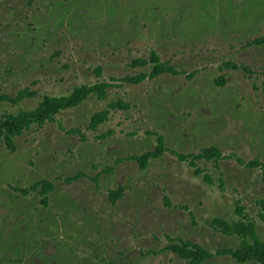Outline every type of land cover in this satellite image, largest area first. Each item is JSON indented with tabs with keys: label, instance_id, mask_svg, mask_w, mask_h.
Wrapping results in <instances>:
<instances>
[{
	"label": "rangeland",
	"instance_id": "rangeland-1",
	"mask_svg": "<svg viewBox=\"0 0 264 264\" xmlns=\"http://www.w3.org/2000/svg\"><path fill=\"white\" fill-rule=\"evenodd\" d=\"M27 3L0 0V94L17 97L30 88L62 97L98 80L150 73L152 64L133 61L152 50L191 75L110 88V101L123 99L131 108L112 110L98 131L91 118L107 101L92 96L44 126L34 124L17 138L15 153L0 143V264H189L166 247L180 239L212 252L239 247V236L210 224L217 217L240 220L239 199L264 241L262 167L233 157L248 163L260 156L264 163V43H254L264 38V0ZM229 61L251 72L223 68ZM221 76L226 82L217 85ZM42 99L1 102L0 121ZM108 131L115 134L100 139ZM157 133L168 136L170 149L146 174L135 161H121L154 150ZM212 145L225 157L192 165L170 151L197 155ZM114 165L116 171H104ZM31 176L54 178V191L47 197L15 191ZM119 185L128 192L116 208L109 190ZM203 264L258 263L217 255Z\"/></svg>",
	"mask_w": 264,
	"mask_h": 264
},
{
	"label": "trees",
	"instance_id": "trees-1",
	"mask_svg": "<svg viewBox=\"0 0 264 264\" xmlns=\"http://www.w3.org/2000/svg\"><path fill=\"white\" fill-rule=\"evenodd\" d=\"M254 43L262 44L264 43V38L256 39ZM153 64V68L150 73H142L134 76H127L122 79L120 84L123 83H135L139 84L148 78H155L162 74H173L182 75L183 72L179 71L175 66L171 65L169 62H163L161 57L157 52L153 51L149 59H138L134 61L135 66H146L147 64ZM224 67L229 69H242L246 72H251L250 68L246 67L244 64L236 62H226ZM102 69H98V74L101 75ZM191 75V74H189ZM193 77V75H192ZM226 79L221 76L220 80L217 82L219 85H224ZM116 82H106L98 81L93 85H84L75 88V90L68 96L62 97H51L45 96L40 102L38 107L32 111H21L18 115L9 114L6 115L0 121V141L4 140L10 149H15V138L16 136L22 134L25 129H28L32 124L43 125L48 120L52 121L56 114L63 110L75 108L82 104L90 95L95 94L101 100L107 98L108 89L115 85ZM122 85V84H121ZM120 85V86H121ZM27 94L36 95L35 92H29V90H23L17 97H12L6 94L0 95L1 101H11L17 103L24 99ZM129 108V104L121 100L118 103L110 104V108ZM109 118V109H105L96 113L91 122V127L96 129L99 125L106 122ZM163 137L159 138L160 144L157 146L155 152H147L141 158V163L145 165L147 159L150 157L158 156L159 152L165 150L163 146ZM181 159H192L191 163L194 165V161L197 159H220L223 154L222 151L215 146L205 148L199 154H181L179 155ZM237 157V161L243 165H249L251 167L260 166L262 162L259 159L252 160L250 163H245L241 157ZM263 166V165H262ZM197 173H200L198 171ZM77 175L75 178L79 177ZM263 178H264V166H263ZM53 189V184L46 181L44 184V194L49 193ZM124 189L119 188L110 192V200L115 203L123 195ZM47 197V195H45ZM169 203V202H168ZM264 206V202L262 203ZM245 206L239 200L236 203L235 212L241 217L240 220L230 222L224 218H215L210 222L212 227L219 229L222 233L227 236L237 235L241 238V243L238 248H225L216 253H212L206 250L202 245L191 242L183 241L181 245H172L169 247L173 252L179 254L183 259L189 261L190 264H203L206 260L214 257L215 255H230L236 259L239 263H246L250 261H255L258 264H264V241L261 240L258 234V225L255 221L249 220L247 214L245 213Z\"/></svg>",
	"mask_w": 264,
	"mask_h": 264
},
{
	"label": "flooded vegetation",
	"instance_id": "flooded-vegetation-1",
	"mask_svg": "<svg viewBox=\"0 0 264 264\" xmlns=\"http://www.w3.org/2000/svg\"><path fill=\"white\" fill-rule=\"evenodd\" d=\"M31 1L32 0H28V5L30 6V4H31ZM263 44V43H262ZM254 45V44H253ZM26 46H28L29 47V49L32 51L33 50V48H34V45H31V44H28V45H26ZM47 46H48V44H47ZM153 51H155V50H152L151 51V53L153 52ZM32 52H34V51H32ZM155 52H157V51H155ZM150 58V57H149ZM149 58H143V59H149ZM138 59H141V58H138ZM138 59H136V60H138ZM135 61V60H134ZM134 61H133V63H134ZM200 62V61H199ZM230 62V61H229ZM149 64H151V63H149ZM134 65V64H133ZM148 65V64H147ZM153 65V64H152ZM140 66V65H139ZM174 66V65H173ZM224 66V65H223ZM134 67H136L135 65H134ZM176 67V66H175ZM223 68H225V67H223ZM135 69V68H134ZM199 69V67L198 68H196L195 70H198ZM151 72V71H150ZM181 72H183V71H181ZM185 72V71H184ZM183 72V74L182 75H184V74H188L187 72L186 73H184ZM142 74V73H141ZM137 75V74H136ZM162 75H164V74H162ZM162 75H160V76H162ZM132 76H134V75H132ZM188 76H189V74H188ZM127 77V76H126ZM159 77V76H158ZM158 77H155V78H158ZM125 78V77H124ZM155 78H148V79H151V80H153V79H155ZM123 79V78H122ZM122 79H120V80H112L111 82H116L115 83V85H117V84H120L119 82H121L122 81ZM147 80V79H146ZM98 81H103V80H98ZM97 81V82H98ZM96 82V83H97ZM107 82V81H106ZM143 82H145V81H143ZM142 82V83H143ZM142 83H139V84H142ZM95 84V83H94ZM122 84V85H121ZM119 86H113V87H123L124 85H126V84H131V83H125V84H123V83H121ZM139 84H135V83H133V84H131V85H139ZM91 85H93V84H91ZM217 85H219V84H217ZM113 87H110V88H113ZM109 88V89H110ZM109 89H108V91H109ZM24 90H27V88L26 89H24ZM28 90H29V92L31 93V92H35L36 93V95H29V94H27L26 96H32V97H43V99H44V97L45 96H49V95H46V94H43L40 90H31L30 88H28ZM75 90V89H74ZM73 90V91H74ZM23 91V90H22ZM21 92V91H20ZM20 92H19V94H20ZM18 94V95H19ZM0 95H3V94H0ZM25 96V97H26ZM92 96H96L98 99H99V101H107V104H106V108H103L102 110H100V111H103V110H105V109H109V118H110V115H111V113H112V110L113 111H117V110H124V111H128V110H130V104L127 102V101H125V100H123V99H120V100H117V101H110L109 99H110V96H109V94H107V98L106 99H103V100H101L97 95H95V94H92V95H90L87 99H89L90 97H92ZM24 97V98H25ZM54 97H56V96H54ZM42 99V100H43ZM86 99V100H87ZM23 100V99H22ZM21 100V101H22ZM85 100V101H86ZM121 100H123V101H125L126 103H128L129 104V108H123V107H117V108H110V104H112V103H118V102H120ZM6 101H8V100H6ZM108 101L110 102V103H108ZM1 102H4V101H1ZM0 102V103H1ZM8 102H11V101H8ZM20 102V101H19ZM12 103H14V102H12ZM18 103V102H17ZM14 104H16V103H14ZM40 104V103H39ZM38 104V105H39ZM81 105V104H80ZM79 105V106H80ZM38 107V106H37ZM36 107V108H37ZM78 107V106H77ZM35 108V109H36ZM71 109V108H70ZM34 110V109H33ZM22 111H27V110H22ZM32 111V110H31ZM100 111H98V112H100ZM21 112V111H20ZM62 112V111H61ZM98 112H96V113H98ZM95 113V114H96ZM6 115H9V114H6ZM6 115H4L3 117H2V119L6 116ZM15 115V114H14ZM93 118V117H92ZM92 118H91V122H92ZM109 118H108V120H109ZM49 121V120H48ZM47 121V122H48ZM46 122V123H47ZM45 123V124H46ZM105 123V122H104ZM103 123V124H104ZM45 124H43V125H39V124H37V125H39V126H44ZM34 124H32L28 129H25L24 130V132L22 133V134H20V135H18V136H16V138H15V149L13 150V149H10V148H8V146H7V144H6V142L4 141V140H2V141H0V143H2V142H4L5 143V146L8 148V150L10 151V152H12V153H15L16 152V150H17V142H16V140H17V138L18 137H20V136H22L24 133H25V131H28L32 126H33ZM102 125V124H101ZM100 127V125L96 128V129H94V128H92L91 127V123H90V128L92 129V130H94V131H98V128ZM171 130V129H170ZM77 131L78 132H80L78 129H77ZM81 133V132H80ZM161 133V132H160ZM115 134V132H113V131H108L107 133H103V134H101V137H100V139H102L103 137H109V136H112V135H114ZM157 137H158V140H157V145H156V148L154 149V150H149V151H146L144 154H142V155H135V156H133V157H131V158H123V159H121V161L123 162V160L125 161L126 159H129L130 161H135L136 163H137V166H138V172L139 173H142V174H146V171L147 170H149V169H151L150 168V166H151V164H153L152 163V160H154V159H157V158H160L163 154H165L167 151H169V147L166 145V141H165V137H163V136H167V135H163V134H158L157 133V135H156ZM160 137H163V139H164V141H163V146H164V148H165V150L164 151H162V152H159V155L158 156H154V157H150V158H148L147 159V163L145 164V165H143L142 163H141V158L140 157H142V156H144L147 152H155L156 150H157V146L160 144V142H159V138ZM166 138H168V136L166 137ZM212 146H215V147H218L221 151H222V154H223V156L220 158V159H222V158H224L225 157V155H224V153H223V150L219 147V146H217V145H212ZM105 147V146H104ZM208 147H211V146H207V147H204V148H201V151L203 150V149H205V148H208ZM174 155H176L180 160H184V159H181L180 158V156L179 155H181V154H184V153H181V152H176V151H172V150H170ZM201 153V152H200ZM188 154H191V153H188ZM192 154H194V153H192ZM235 154H233V157H235L234 156ZM237 156V155H236ZM108 157V156H107ZM260 157V156H259ZM259 157H256V158H254L253 160H255V159H259L260 160V158ZM235 158H237V157H235ZM106 159V161L108 160L107 158H105ZM220 159H212V160H207V159H204V160H207V161H218V160H220ZM86 161V160H85ZM252 161V160H251ZM250 161V162H251ZM261 161V160H260ZM122 162H114L115 164H116V166L117 165H119V164H121ZM250 162H248V163H250ZM262 162V161H261ZM245 163H247L246 161H245ZM264 166V163L262 162V164L260 165L261 167H262V175H263V166ZM116 166L114 165V166H111V167H109V168H105L104 169V171H106V170H109L108 172H113L114 170H115V168H116ZM247 168H251V166H249V165H245ZM260 166H256V167H260ZM103 171V170H102ZM116 171V170H115ZM47 174V173H46ZM43 175V177H45L44 175L45 174H42ZM48 175V174H47ZM78 175V174H77ZM42 177V176H41ZM205 178H206V175H205ZM31 184H29V186L28 187H26V188H17V189H15V191H17V192H19V193H25V194H29L30 192H39V194L40 195H49L52 191H54V188H55V186H54V182H53V180L51 181V179H54V178H50V179H46V178H42L41 180H38V179H40V178H34V177H32L31 176ZM140 179V178H139ZM35 180V181H34ZM55 180V179H54ZM263 180H264V178H263ZM46 181H49V182H51L52 184H53V189L51 190V191H49V193H46V194H44V192H43V190H44V184H45V182ZM210 182V181H209ZM264 182V181H263ZM119 188H123L124 189V192H123V195H122V197L119 199V200H117L115 203H113L112 201H111V204H112V206H116V208L118 207V204H119V202L121 201H123V199L125 198V195H126V193L128 192V190H126V188H125V186H121V185H119L117 188H114V189H112L111 191H113V190H116V189H119ZM110 190H109V193L111 192ZM110 195V194H109ZM110 198V197H109ZM239 200H241V202L243 203V205H244V199H239ZM238 200V201H239ZM237 201V202H238ZM264 201L262 200L261 202H260V206H261V208H262V212L260 213L261 214V218H262V220H264V206H263V203ZM168 203V202H167ZM235 209H236V206H235ZM245 209H246V207H245ZM246 211V210H245ZM236 213V212H235ZM247 214V213H246ZM217 218H224V217H217ZM241 218V217H240ZM215 219V218H214ZM213 219V220H214ZM224 219H226V218H224ZM213 220H211V221H213ZM257 223V222H256ZM212 226V225H211ZM225 235V234H224ZM227 236V235H226ZM106 238H107V236H105ZM183 241H189V240H183V239H180L179 240V243H173V244H171V245H169V246H167L166 248V250H168V251H171V252H173L171 249H169V247L170 246H172V245H181L182 244V242ZM198 244V243H197ZM201 245V244H200ZM205 248V247H204ZM206 249V248H205ZM222 249H225V248H222ZM222 249H220V250H222ZM235 249V248H234ZM206 250H208V249H206ZM220 250H218V251H220ZM209 251V250H208ZM210 252H212V251H210ZM217 252V251H216ZM216 252H212V253H216ZM173 253H175V252H173ZM176 255H178L179 257H181L179 254H177V253H175ZM217 255H215L214 257H216ZM218 256H222V255H218ZM214 257H212V258H214ZM182 258V257H181ZM212 258H210V259H212ZM210 259H208V260H210ZM208 260H206V261H208ZM205 261V262H206ZM189 262V261H188ZM204 262V263H205ZM190 264V263H189Z\"/></svg>",
	"mask_w": 264,
	"mask_h": 264
}]
</instances>
